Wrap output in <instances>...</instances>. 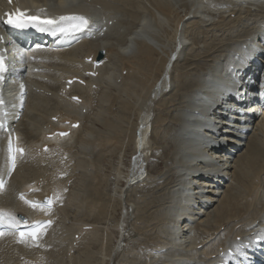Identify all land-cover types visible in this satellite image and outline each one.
<instances>
[{
    "label": "bare ground",
    "instance_id": "obj_1",
    "mask_svg": "<svg viewBox=\"0 0 264 264\" xmlns=\"http://www.w3.org/2000/svg\"><path fill=\"white\" fill-rule=\"evenodd\" d=\"M42 1L45 4H49L50 0H42ZM52 1L60 8L72 6V4H75L76 1L83 3L85 7H83L82 9L86 10V13L91 15V18H92L91 20L93 21V26L95 27L103 28L104 25H102V23L103 21H106V20L107 21L110 20L111 23L114 20H116V18H119V20L121 18L126 20V21H123L122 19V21L125 23H121L117 29L115 28L113 30L111 26L112 28L111 34L104 31L103 36L99 38L91 39L89 41L81 42L68 50H64L60 52H38L35 54H31L34 56L35 59H40L39 62L35 61L34 63L31 64V66H29V62L27 60H24L23 62V64L27 68L26 72L24 73L23 79L28 85L32 86L33 83H36L37 80L46 79L47 81H50L49 83L52 84L53 90H56V92H54V96H58L59 93L57 92V89L60 86V82L62 81V78L71 77V76H65V74H75V73H80L84 71L85 67L91 66V64H86L85 62H83L84 58L92 57L93 58L92 60H95V55L98 51H103L105 53L106 59L104 60V62H102V66L99 68L100 73L97 79L90 80L87 83V86L85 87L72 84L69 90L65 92V95L68 93L69 95H78L82 99V103L76 104V103L71 102V104L66 106V108L60 110L59 112L51 116V117H57V119L59 120L58 124H55L56 122H53V121L52 123L51 121H49L48 123V125H52V127L54 128H68V127L62 126L63 121H68L70 124L75 123V122H80V126L72 129L71 134L64 140L67 139L66 144H69L68 141L72 139L74 140L77 139V142L78 141L80 142L79 143L80 147L83 149H88V147L90 146L91 147L90 152L95 154V159L93 161H89V160L87 161L84 158V159H81L78 162V164L80 165L83 164V165L90 167L94 163L98 161H102V158L105 157L107 153H112L113 151V154H114L115 152L114 149L117 146H119L118 148L121 147L122 149L124 145L126 146V143L131 142L132 155L129 157V160L127 161L129 162L128 163L129 166L127 169V173H125V176H126L125 180L128 184L126 186H129L130 190H132L131 185H133L135 181L133 179H136L140 173L144 172V163L146 162V158L149 155L148 152H147L148 153L147 155V153H145L144 151V149L147 148L148 146V142H150L149 138L147 137L148 130L151 129V131H153L156 136L161 135L159 137H162V136L166 137L168 135V138L170 139L173 145L171 150H169V153H167V155L170 154L171 155L170 159L174 160V164L171 166V169H173V172H175V174L177 175V178L175 179L171 187L167 186L169 188L167 190L168 191L167 195H168L169 200H167V202L164 201L166 202V204L164 203L165 206L164 204L159 203L160 202L159 200H157L158 204L156 203L154 205L153 202L149 203L147 202V200L146 201L145 199L143 200L142 199L143 197H142L141 198L142 200L138 199L139 205H137L136 207L133 199H132L133 201L132 202L131 198L129 199L128 197L127 190H125L123 193V197L124 199L126 198L125 199L126 201L123 202L121 198V194H120V198H118V201H121L119 205H120V211L122 213L121 217H123L121 221L122 220L124 221L123 230L126 229V225L128 226V223H129L130 230L133 229L135 230L136 233L138 231V233L142 236L143 234H146L148 236L153 235V237L151 238L158 239L155 247H152L151 252H149L151 255V259L155 256L159 257L162 255H165V256H168V260L164 258L166 261H169L168 263L166 262L167 264H178V263L183 264V263H186L185 260L192 259V256H191L192 253L193 254L199 253L197 261L195 262L190 261V263H187V264H214V259H211V256L213 255L217 256L218 254H220V252L226 248L227 242H230V243L233 242V240L236 239L237 236L246 237L250 235L251 232L257 230L258 227L264 229V101L259 100V99L255 101V105H256V110L260 111L259 113L260 119L259 120L257 119V121L256 119L254 120V118H256L255 116L258 115L255 113V110H254L252 115L248 117L247 122L245 123L246 124L245 127L248 128V132L246 134L242 135L240 133H234V134L227 135V137L230 139V140H227V142L237 148L234 150L233 155L229 154L225 158L226 167L228 168V170L224 172L223 169L219 168L214 171L215 169L214 166H212L211 164H207V171L211 173L209 175L208 180H204V181L198 180L196 182L197 184H201L203 186L205 185L206 188L208 189V191L205 192V196L209 199L207 208L212 207L213 209L212 215L206 213L207 216L205 218L199 217L198 222H196L195 216L199 215L200 212L196 211L194 215H192V213L194 212V209L184 206L188 204V201H185L188 198L187 196H185L186 188H189L190 190L195 189V186L191 185L192 184L191 181L193 180L196 181L198 179L199 173L196 172V170L199 169L201 166H203L205 160H207L208 157L213 156L210 152L211 149H207L206 151H201V147H200L201 140L198 138L200 133L194 130V126L198 125V123L200 124V122L202 121H197V123L193 121L199 120L196 118V114L198 115V112L201 111L203 103L207 100V96H215V93H213L212 91L218 83L217 78L219 75L218 74L216 75V72L219 73L220 68L225 70L224 67L226 66H228L227 69H229L230 66L235 67V64L241 59L247 58L248 60H250V56H251L250 54L252 55L256 54V56L259 57L263 61L261 66H264V53L260 50V48H264V14H263L264 13V0L235 1L233 5L234 8H236L235 6H237L238 9L240 10L244 6L253 7V5H255V6H258V8H260L258 10L262 11V14H263V15L261 14L262 17L258 18L260 14H257L255 11H253L254 9H251V11L256 13L254 14V18L253 19L250 18V21L248 22V23H251L252 25L250 24L248 29L247 30L245 29L244 33L240 35V37L238 38V39L240 38H244V39H240V40L235 39L236 41L233 40L234 36L232 35L222 36V35H225L224 33L227 30L226 26L230 25L229 22L232 20L230 19L229 21L228 20L229 18L227 19L228 16L227 17L225 16L226 14L225 10L223 11L221 10L222 12L218 13L220 15L216 16L215 11H214L215 7L211 6V4H213L211 3V1L213 0H52ZM219 1L221 3V0ZM219 1H217L216 3H218ZM229 4L227 5L229 6ZM90 5L92 6V8L87 7ZM222 6L223 5H221V7ZM216 7H219V6L217 5ZM250 8L251 7L246 8V10L250 12ZM215 10L217 11V9ZM181 11L186 12L184 16H182ZM229 11L230 10H228V12ZM243 21H246V20H243ZM243 21L241 20V22ZM162 25H165L168 28L169 33H168V36H166V38L159 39L161 37H158V35L160 36L161 34H155L156 32H154L155 30H153V28L154 26H156L157 28H160L159 26H161L162 28ZM106 26H108V24H106ZM123 27L127 28L126 32L122 30ZM157 28H156V31H159ZM228 33L229 32H227V34ZM138 36H140L139 39H138ZM203 36L205 39L203 38ZM201 37L203 39H201ZM246 41H249V43H247ZM253 47H257L256 53L252 52V50H255ZM182 55L185 56L184 62L181 61ZM112 65L114 67V70H113L114 74L120 71V74L122 76L121 79H123L124 81H122L121 87L120 86L118 87V90H119L118 92H120L118 93V96L115 95V93L109 92L111 90L107 87L109 90L108 92L111 94H107L106 96H104V98L102 97L103 99L101 100L99 106L106 103L107 109H104L101 107L102 110L103 111L108 110L110 111V114H112L113 106L114 105L116 106V104H118L117 110L119 111V113H116V111L113 113L114 114L113 117L116 120L117 119L122 120L124 118H127L126 115L129 116L131 115L132 112H135L136 121H135V125L133 124L134 127H132L133 128L132 132H130L132 128L130 130L127 128V131L129 130L128 132L131 133L129 135L127 134V131H125L126 127L121 128L122 126L120 127L118 125L119 123L118 124L115 123L113 118L108 119L107 117V119L105 118L103 121H101L100 119L92 118L90 116L92 118L90 120L88 116L87 115L84 116L82 112L81 113L76 112L78 109L79 111L85 109V106L88 103L92 102L93 98H91V90L93 89L91 87V83L94 82L97 85L99 83L101 84V78L103 79L104 75L107 76L108 74H110V72L112 71V68H111V71L109 70L110 72H104L103 70L108 71V69ZM248 65L254 68V63L251 60L250 62L246 63L244 66H248ZM34 67L41 69L42 73H31V70ZM260 71L261 70H259V72L256 74H251V78H255V79L260 78V74H261ZM46 73L50 75L49 77L52 76L53 78H49L48 76H46ZM102 74L103 76L101 77ZM262 76L264 78V73ZM188 78L192 79V82H189L187 84L186 80ZM105 83H106V86L110 85V83L109 85L107 82ZM137 86H141V89L145 91L146 97L151 98V104L147 108L145 106L144 109L143 108L138 109L137 107H140L141 105H137L135 106L136 107L135 109L134 105L137 104L136 103L137 100L135 101V104H132V101L129 100L128 96L124 98V96L121 95L122 93L124 94L126 93V95L130 94L132 97L133 96L132 92L133 93L137 92L135 90ZM263 86H264V83H263ZM184 89H185V92H181V90L184 91ZM134 90L136 92H134ZM143 95L144 94L142 93L141 97H143ZM246 96H247V90L245 93V97ZM143 98H142V102L143 100L145 101L146 99L150 100V98H145V99ZM149 100L148 102H150ZM25 102H24V106L22 109L24 113L21 112L22 114H20V118L16 122V128L19 131V133L23 130L21 126L24 123H26L27 116L35 114L34 112L35 102L33 100H29L26 103ZM88 107L89 106H87V108ZM9 108L11 110L15 109L16 108L15 103H12V105L9 106ZM249 110L250 109L245 108V112L247 116L249 114ZM109 117H112V116L110 115ZM88 121L91 122V125H93L92 127L91 126L88 127L87 125ZM137 121L144 124L143 129L140 131L139 137L135 133V130L138 128V125H139V122L137 124ZM99 123H101L108 131L107 132L106 131L105 132L96 131V134L92 137V139L86 140L85 136L89 135L90 133L93 134L92 133V130L94 129L93 127H96V125ZM168 124L169 125L171 124V126L174 125L173 126L174 128L171 127L170 128L171 131H170L168 129L170 126H168L167 130H169L170 132H167L166 134H164V132L167 131L165 127ZM203 125H206V124L204 123ZM148 126L150 127V129H148ZM159 127H161L164 131L163 130L158 131L157 129ZM209 128H211L210 125H209ZM238 130L239 128L236 131L238 132ZM30 134H33V129L30 130L29 128L25 135L26 136L25 141L23 142L21 141L20 143L23 144L24 142H26L30 144L34 140ZM44 135L45 133H43L41 136L39 135L36 139V140L39 139L38 147H41L45 143L50 144V147L48 148L46 152L39 154L43 158L53 155L55 152H57V149L55 146L57 145V143H59L55 139H50V140L45 139ZM1 140H2V136H0V141ZM88 143L91 145H87ZM69 149L63 146L64 152H69L68 151ZM116 150H119V149H116ZM138 153L141 155V157H139ZM71 156L73 157V154ZM42 157H37V158L41 159ZM0 159L2 161L4 160V152L1 151V149H0ZM27 169H28V164H26V162L23 161V159L20 160L16 171L14 172V174L12 175L9 181L7 191L5 192H7V194L13 193L12 181L18 178L20 182L19 189H22L24 191H27L29 189V185L30 187L34 188L36 185L35 182L38 183V180L41 179L42 182L39 183L40 184L39 190L36 191L34 194L37 195L38 198L42 199V198H46L50 193H53L54 195L53 203L54 205H56V207H54V209L52 210H42L40 208L30 207L26 205L25 203L19 201L18 199H15L12 203H10L11 204L10 206L5 205V204L4 205L0 204V210L7 213L8 217L14 222L18 221L16 218L17 213H22L28 219H32V220H37L41 218L44 219L50 216H51L50 218L53 220L52 215L54 214L56 215L58 212L60 213L61 208H62L60 201L61 199L63 200V198L60 199L59 197V191H60L59 183L55 181V179L50 178V177L48 178V180H44L43 178H45V175H40V174L34 178L35 181L33 179H28V177H26L27 173L24 176V172ZM200 171H202V169ZM78 172L79 171L75 173L78 174ZM76 174L73 173V175H76ZM89 176L90 175H88V177ZM143 176L141 175V177H143L142 179L144 180L145 175L143 174ZM123 177H124V174H123ZM225 177L226 178L231 177L232 179L234 178L240 185L236 188L235 185L233 184L234 182L228 183V180H226ZM145 180H149V179H145ZM32 181H34L33 185L30 184ZM74 181H76V179H74ZM90 182L92 186L90 189H88L89 187H87V189L90 190V191L87 190L89 192L87 193L88 196L85 197V194L83 195V193L80 192L82 193L83 198L85 197V199L81 197L85 203L84 205L85 210L83 209L82 210L84 211V215L86 216L90 217V215L92 214L91 218L94 221H96L98 219L100 220V218L104 214L107 215L108 210L106 211L105 206L99 203V201H101L102 192L95 187L102 183L100 177L97 175H93L91 177ZM215 182H218V184H220V186L216 187V189L218 190L217 192H213L209 190V189L215 190L214 189L215 187L213 186ZM72 183H75V182H72ZM91 184H89V186ZM139 184L141 183L139 182ZM241 185H242V188H240ZM63 191L64 189L61 190V195ZM157 191L160 192L159 190ZM15 193L16 191H14V194H13L14 198H15ZM74 193L76 192L74 191ZM134 193L136 194V192ZM164 193H167V192H164ZM148 194H151V193H148ZM138 197H136V199ZM144 198L146 197L144 196ZM196 198L197 197H195V199ZM149 200L151 201V199ZM80 204H83V203H80ZM67 205L71 206L69 203ZM112 207L114 208V206ZM65 209H67V207H65ZM83 217L84 218L80 217L82 220H80V218L78 220L79 222L80 221L81 222L80 223L77 222L78 224H76L78 226V230L74 231L73 229L74 227H73L72 228L73 230L68 232V235H71L72 237L71 239L67 238L68 241L70 240L69 246L67 247V253H69L70 251L68 248L72 246L71 244L75 240L74 239L75 235H80V236L83 235L82 237L88 234L96 235L97 229L94 226H92V224L87 223V221H86L87 223L86 225H91L92 229L85 230V231L81 229L82 225H85L84 224L85 216ZM89 217L87 220H89ZM65 219H68V218H65ZM93 220H90V221L94 223ZM166 220H168L169 223L167 225L166 230H164L162 229V227L165 224ZM194 221H195L196 228H199L198 230L199 232L203 229V231L200 232V234H202L203 236L202 238H206L205 240H196L194 236L193 238L189 236L190 224H192ZM97 222L98 221H96V223ZM71 224L73 223H70V226ZM56 225H53V221H52L51 227L56 226ZM51 227H49L48 229L51 230ZM96 227H97V224H96ZM223 229H227L228 231H230V234L224 236L222 234ZM129 233L131 234L130 231H128L127 233L121 232L120 235L124 237L126 241L127 239H129V235H130ZM138 233L137 235H139ZM63 234H61V236H63ZM162 234L165 235V239L159 240L160 237L163 236ZM120 235H118L119 237L117 236L118 238L117 242L122 241V238L120 237ZM211 236H214L213 239L207 241L208 238H210ZM8 237H10V235L2 236V238L0 239V248L3 247L5 243L9 242ZM59 239H62V238H59ZM58 240L57 239L54 240L52 238V241L55 245L53 246L56 248H59L57 246ZM136 240L137 239H135V243H136ZM138 240L141 241L140 238H138ZM63 243H66L65 240ZM128 243L129 241L127 242V244ZM132 244H133V241H132ZM199 245H200V248H198ZM5 246H8V248H11V251H12L11 254L8 253V255H5V254L2 255L3 256L2 260H5V262L9 259L14 258L15 254L17 256L22 255L23 257L24 256L25 257L34 256V252L32 250L35 244L29 242L28 240L20 241L13 237L12 240ZM132 246L133 245H131L132 249L133 248L135 249L137 247V246L136 247L135 246L132 247ZM54 247H51V248L53 249ZM56 248H54V251L56 250ZM65 248L63 247V249ZM37 249L39 250V247ZM115 249H116V245H112L110 249L111 259L110 257H108L110 259V262H109L110 264L122 263V262L118 263V261L116 260L118 252L116 254L117 250ZM189 250H191L192 253L187 252ZM133 252H137V251H133ZM110 253L109 251L107 252V254H110ZM164 253H167V254H164ZM189 255L191 258L189 257ZM186 256H188L190 259ZM99 257L100 256H98V258ZM52 258L54 257L52 256ZM74 258L72 257L71 260ZM46 259H47V256H46ZM134 259H133V263L135 261ZM122 261H125V260H122ZM149 261L150 260L146 261V263L144 264H148ZM252 262H253L252 264H260V252H258L256 255L253 256ZM133 263L130 262L129 264H133ZM27 264H30V263L27 262Z\"/></svg>",
    "mask_w": 264,
    "mask_h": 264
},
{
    "label": "rangeland",
    "instance_id": "obj_2",
    "mask_svg": "<svg viewBox=\"0 0 264 264\" xmlns=\"http://www.w3.org/2000/svg\"><path fill=\"white\" fill-rule=\"evenodd\" d=\"M215 1V2H214ZM217 1H219V0H213V1H211V3H213V4H211V6L212 7H215L214 8V11H215V14H216V16L218 15H220V14H218V13H221L223 10H225V12H226V14H225V12H224V14H225V16L227 17V19L230 21V19L232 20V21H230L229 22V24L230 25H227L225 28L227 29L226 31H225V35H222V36H230V35H232V36H234L233 37V40H240V39H244V38H240V39H238L239 37H240V35H242L243 33H244V31H245V29L247 30L248 29V27L250 26V24L251 23H248L249 21H250V18L251 19H253L254 18V14H260V16H258V18H260V17H262V15L264 14H262V11H260V10H258V9H260V8H258V6H255V5H253V7L252 6H244V7H242L240 10L238 9V7L237 6H235L236 8H234V3H235V1H238V0H232V1H230V0H221V3H220V1L218 2V3H216ZM226 1V2H225ZM223 2V3H222ZM228 2V3H227ZM216 3V4H215ZM225 3V4H224ZM229 3H233L232 4V6H231V4H229ZM227 4H229V6L231 7H229ZM214 5H218L219 7H221V5H223L221 8H219V7H216V6H214ZM228 6V7H227ZM249 8V7H251L250 8V12H251V14H250V12H248L247 10H246V8ZM255 7V8H254ZM240 8V7H239ZM215 9H217V11L215 10ZM251 9H254L253 11H255V12H253V11H251ZM222 10V11H221ZM228 10H230L229 12H228ZM237 10H238V12H237ZM247 12H246V11ZM220 11V12H219ZM257 11H259V12H257ZM182 13V16H184L185 15V13L186 12H184V11H181ZM237 12V13H236ZM244 12V13H243ZM188 13V12H187ZM229 14V15H228ZM232 14V15H231ZM262 14V15H261ZM236 15V16H235ZM243 15V16H242ZM246 15V16H245ZM238 16V17H237ZM233 17V18H232ZM121 18V17H120ZM237 18V19H236ZM246 18V19H245ZM122 19L123 18H121L120 20H119V18H116V20H114L112 23H111V25L110 26H106V24H108L109 22H111L110 20H106L105 21V25L103 26V27H106V29L104 30V31H106V32H108V33H110L111 34V31H112V28H113V30L116 28H118V26L121 24V23H125V22H123V21H126L125 19H123V21H122ZM236 19V20H235ZM235 20V21H234ZM241 20L243 21V20H246V21H243V22H241ZM117 22V23H116ZM231 22H233V23H231ZM237 22V23H236ZM260 22V21H259ZM248 23V24H247ZM114 24V25H113ZM232 24V25H231ZM233 24H234V26H233ZM236 24V25H235ZM243 24V25H242ZM237 25H239V26H237ZM248 25V26H247ZM252 25V24H251ZM111 26H112V28H111ZM165 25H162V28L164 27ZM229 26V27H228ZM236 26V27H235ZM157 27H158V25H157ZM156 26H154V28H153V30H155L154 32H156L155 34H161L160 36L158 35V37H161V38H159V39H164V38H166V36H168V33H169V31H168V28L166 27V29H165V27L162 29L161 28V26H159L160 28H157ZM243 27V28H242ZM156 28L159 30V31H156ZM237 28H239V29H237ZM125 29V30H124ZM165 29V30H164ZM228 29H230L231 30V32H230V30H228ZM244 29V30H243ZM122 30L123 31H127V28L126 27H123L122 28ZM121 30V31H122ZM165 31V32H164ZM234 31V32H233ZM159 32V33H158ZM227 32H229L228 34H227ZM232 32H233V34H232ZM237 34V35H236ZM239 34V35H238ZM113 35V34H112ZM205 37H206V35H205ZM203 38H204V36H203ZM202 37H201V39H203ZM205 39V38H204ZM235 40V41H236ZM239 53H240V51H239ZM182 59H181V61H185V56L184 55H182V57H181ZM235 58H237V57H235ZM235 58H234V60H235ZM111 68H112V71H111ZM111 72H110V71ZM114 67H113V65L108 69V71L107 70H103L104 72H110V74H108L107 76H103V74L101 75V77L103 76V79L101 78V84L99 83L98 85L96 84V83H91V87H92V89L93 90H91V98H93L92 99V102L91 103H88L86 106H85V113L83 114L84 116H88V118L91 120L92 118H97V119H100L101 121H103L105 118L107 119V117H108V119L109 118H113V120L115 121V123H119L118 125L121 127V128H125L124 130L125 131H127V128L130 130L132 127H134V125H135V121H136V119H135V117H136V115H135V112H132L131 113V115H126V117L127 118H124V119H115L114 117H113V113L116 111V113H119V111L117 110V107H118V104H116V106L114 105L113 106V109H112V111H113V113L112 114H110V111H103L102 110V108H104V109H107L106 107V103H104L103 105H101V106H99V104H100V102H101V100L104 98V96H106L107 94H111V93H115V95H117L118 96V93H120V92H118L119 90H118V87L120 86L121 87V84H122V81H124L123 79H121L122 78V76H121V74H120V71H118V72H116V74H114ZM125 73V72H124ZM123 73V74H124ZM114 74V75H113ZM110 75V76H109ZM46 76H50V75H48L47 73H46ZM115 76H116V78H115ZM119 76H121V77H119ZM99 77V76H98ZM111 77H113V78H111ZM49 78H53L52 76L51 77H49ZM104 78H105V80H104ZM120 78V79H119ZM106 80H108V81H106ZM190 80V81H189ZM60 81V80H59ZM110 81V82H109ZM188 81V82H187ZM50 81H44V80H37L36 81V84H34L33 83V85L32 86H30V85H28V87H32V88H34L35 90H38V92L37 93H39V95H37V94H29V96L27 95V97H26V102H28L29 100H33L34 102H35V110H34V112H35V114H33V115H30V116H27V119H26V123H24L21 127L23 128V130L21 131L22 132V134H21V132L19 133V136L21 137V141L23 142V141H25V139H26V132H27V130L30 128V130L31 129H33V134H30L31 136H32V138L34 139L30 144L29 143H26V142H24L23 144L25 145V147H26V149H27V152H26V154L24 155V156H22V157H18V160H17V163H16V166H15V168H14V171H13V173L12 174H7V173H5L4 172V170H3V167H2V160L0 159V172H4V174L6 175V177L8 178V182H7V187H8V184H9V181H10V179H11V177H12V175L14 174V172L16 171V169H17V166H18V164H19V161L20 160H22L23 159V161H25L26 162V164H28V169L24 172V176H25V174H26V177H28V179H30V178H32V177H36L37 175H45V178H43L44 180H48V178L50 177V178H53V179H55V181H57L58 183L61 181V177L63 176V175H61L60 173H55V172H53V173H51V174H49V173H47L49 170H44V168H42L41 166H42V164L43 163H46V164H53V159L51 160V159H46L47 157H51L52 155H50V156H47V157H45V158H43L42 156H40L39 154L38 155H36L35 154V152H34V150H33V148H37L38 147V145H39V139L38 140H36L37 139V137L40 135H42L43 133H45V131L43 130V128L44 127H48L49 125H48V123H49V121H50V117L53 115V114H55V113H57V112H59L60 110H62V109H64V108H66V106H68V105H70L71 104V102L69 101V98L67 97V96H65V95H62L61 93H59V95L58 96H54V92H56V90H53V88H52V84L51 83H49ZM105 82H107L108 83V85H109V83H110V85L109 86H106V83ZM116 82V83H115ZM118 82V83H117ZM121 82V83H120ZM189 82H192V79H190V78H188L187 80H186V83L188 84ZM105 84V86H104V84ZM113 83V84H112ZM42 84V85H41ZM112 84V85H111ZM120 84V85H119ZM99 85H100V87H99ZM114 85V86H113ZM93 86H95V87H93ZM106 87V88H104V87ZM116 86V87H115ZM111 90V91H109L108 90V88ZM111 87V88H110ZM113 88V89H112ZM39 89H44L46 92H49V94H45L44 92L43 93H40V91H39ZM139 89V90H138ZM105 90V91H104ZM107 90V91H106ZM137 92H136V91ZM135 90H134V92H136V93H133L132 92V97H131V95L129 94V95H126V93L124 94V93H122L121 95L122 96H124V98L126 97V96H128V98H129V100L130 101H132V104H135V101H136V103L137 104H135L134 105V107L135 106H137V105H141L140 107H137L138 109H140V108H145V106H146V108L151 104V98L150 97H146V95H145V91L143 90V89H141V86H137L136 88H135ZM104 91V92H103ZM111 92V93H109V92ZM36 92V91H35ZM181 92H185V89H184V91H182L181 90ZM106 93V94H105ZM142 93L144 94L143 95V97H141V95H142ZM100 94V95H99ZM136 94V95H135ZM141 94V95H140ZM48 95H50V96H48ZM140 95V96H139ZM130 96V97H129ZM103 97V98H102ZM134 97V98H133ZM137 97V98H136ZM132 98V99H131ZM141 98V99H140ZM142 98L143 99H145V98H150V100L149 99H146L147 100V102H146V100L144 101L143 100V102H142ZM135 99V100H134ZM148 100L150 101V102H148ZM99 101V102H98ZM141 101V102H140ZM25 102V103H26ZM139 102V103H138ZM141 103V104H140ZM144 103V104H143ZM144 106H143V105ZM146 104V105H145ZM87 106H89L88 108H87ZM97 106V107H96ZM105 106V107H104ZM102 107V108H101ZM91 109V110H90ZM95 109V110H94ZM135 109H136V107H135ZM88 110V111H87ZM147 110V109H146ZM96 113H95V112ZM103 111V112H102ZM77 113H79V111L77 110L76 111ZM90 112V113H89ZM108 112V113H107ZM22 113H24V111H22ZM21 113V114H22ZM106 113V114H105ZM108 114V115H107ZM104 117H103V116ZM112 116V117H109V116ZM151 115V114H150ZM92 118H91V117ZM256 118H254V120L256 119V121H257V119L259 120L260 119V116H258V115H256L255 116ZM258 117V118H257ZM126 119H128V120H126ZM131 119V120H130ZM133 119V120H132ZM125 120V121H124ZM138 122L139 121H137V124H138ZM134 124V125H133ZM87 125H88V127H92L93 125H91V122L90 121H88L87 122ZM173 125V124H172ZM168 126H170L169 128H168ZM174 126V125H173ZM173 126H171V124L169 125H167L165 128H166V130H167V128L170 130V128L172 127V128H174ZM18 127V126H17ZM118 127V126H117ZM143 127H144V124L143 123H141V122H139V125H138V128L135 130V133L138 135V137L140 136V131L143 129ZM176 127V126H175ZM94 129L92 130V133L93 134H89V135H87V136H85V138H86V140H90V139H92V137L96 134V131H100V132H107L108 130L101 124V123H99V124H97L96 125V127H93ZM106 130H105V129ZM97 129V130H96ZM148 129H150V127L148 126ZM176 129V128H175ZM25 130H26V132H25ZM103 130V131H102ZM128 130V131H129ZM132 130H133V128L130 130V132H132ZM158 131L160 130V131H162L163 129L161 128V127H159L158 129H157ZM169 130H167V131H165L164 132V134H166L167 132H170ZM127 131V134L129 135V134H131L130 132H128ZM164 131V130H163ZM103 134V133H102ZM107 134V133H106ZM159 136H161V135H159ZM158 135L156 136L155 135V133L153 132V131H151V129L150 130H148V133H147V137L149 138V141L150 142H148V146H147V148H145L144 149V151H145V153H149V155H148V153H147V155L149 156H147V158H146V162L144 163V172H142V173H140L139 175H138V177L136 178V179H133V180H135L134 181V184L133 185H131L132 187V190H130V187L129 186H126V185H128L127 184V182H126V180H125V173H127V169H128V163L129 162H127L128 160H129V157L132 155V152H131V149H132V144H131V142L130 143H126V146L124 145L123 147H122V149H121V147L120 148H118L119 146H117L115 149H114V154H115V156H114V154H113V151H112V153H107L106 154V156L105 157H103L102 158V161H98V162H96V163H94L92 166H86V165H83V164H78V162L81 160V159H84L85 158V160H89V161H93L94 159H95V154L94 153H92V152H90V150H91V147L89 146L88 147V149H83V148H81L80 147V142L78 141L77 142V139L76 140H74V139H72V140H70V141H68V143L69 144H66V142H64L62 145H60V146H64V147H66V148H70L68 151L69 152H66V156H64V158L63 159H61V160H58L57 161V164H59V166H61L64 170H69L68 172H69V175H68V180H71V181H69L68 183H67V177L66 178H64L63 177V179H62V181L64 182V183H67V186H66V188L64 189V193L62 194V197L61 198H63V200L61 199V201H60V203H61V206H62V208H61V214L58 212L57 214H56V222H55V224L54 225H56V226H52L51 227V230L50 229H48V231L49 232H47L45 235H44V237L42 238V240H41V242H40V244H35V246L33 247V252H34V256H35V258L36 259H34L33 261L34 262H37L36 264H110L109 262H110V259H111V253H110V249H111V247H112V245H116V249L115 250H117L116 251V254H117V252H118V255H117V261H118V263L119 262H122L123 264H129L130 262H132L133 263V259L135 260L134 261V263L133 264H144V263H146V261H148V260H150L149 262H148V264H154V262H155V264H167L169 261H166V260H168V256H165V255H162V256H155V257H153L152 259H151V255H150V253L149 252H151V250H152V247H155V245L157 244V241H158V239H153V238H151V237H153V235H150V236H148V235H146V234H143V236L142 235H140L139 233H138V231H137V229H136V231H137V233L139 234V235H137V233L135 232V230H133V229H131L130 230V226H129V223H128V226L126 225V229L125 230H123L124 229V227H123V224H124V221L122 220L121 221V219H123V217H121V215H122V213H121V211H120V202L121 201H118V198H120V194H121V198H122V200H123V202H125L126 200V198L124 199V197H123V193H124V191L125 190H127V192H128V197H129V199L131 198V201H132V199H133V201H134V203H135V206L137 207V205H139L138 203H139V200H144L145 199V201L147 200V202H153L154 203V205L157 203L158 204V202H157V200H159L160 202L159 203H162V204H166V202H167V200H169L168 199V187L167 186H169V187H171V185L174 183V181H175V179L177 178V175L175 174V172H173V169H171V166L174 164V160L173 159H170V154H168L167 155V153H169V150H171V148H172V142L170 141V139L168 138V135L166 136V137H159ZM91 137V138H90ZM64 140V139H63ZM67 140V139H66ZM66 140H64V141H66ZM62 141V140H61ZM88 142V141H87ZM58 144V143H57ZM79 144V145H78ZM130 144H131V146H130ZM69 145V146H68ZM73 145V146H72ZM77 145V146H76ZM87 145H91V144H87ZM150 145V146H149ZM77 148V150H76V148ZM148 147H149V149H148ZM124 148H125V150H124ZM127 148V149H126ZM75 149V150H74ZM116 149H119V150H116ZM129 149V150H128ZM73 150H74V152H73ZM82 152H81V151ZM83 150H84V152H83ZM86 150V151H85ZM121 150V151H120ZM124 150V151H123ZM72 151V152H71ZM80 151V152H79ZM130 151V152H129ZM58 152V151H57ZM57 152H55V153H57ZM79 152V153H78ZM152 153V154H151ZM73 154V157L71 156ZM76 156H75V155ZM111 154V155H110ZM91 155V156H90ZM113 155V156H112ZM126 155V156H125ZM138 155H139V157H141V155L138 153ZM79 156V157H78ZM84 156V157H83ZM94 158H93V157ZM111 156V157H110ZM173 156V155H172ZM37 157H42L41 159H38ZM118 157V158H117ZM54 159H56V158H54ZM106 159V160H105ZM118 159V160H117ZM126 161H125V160ZM77 160V161H76ZM116 160V161H115ZM122 160H124V161H122ZM44 161V162H43ZM76 163H75V162ZM100 162V163H99ZM121 162V163H120ZM119 163V164H118ZM97 165V166H96ZM100 165V166H99ZM80 166V167H79ZM94 166V167H93ZM35 167V168H34ZM79 167V168H78ZM89 167V168H88ZM75 168V169H74ZM93 168V169H92ZM95 168H97V169H95ZM98 168H99V170H98ZM117 168V169H116ZM170 168V169H169ZM34 169H35V171H34ZM45 169H48V167L47 166H45ZM74 169V170H73ZM77 169V170H76ZM95 169V170H94ZM103 169V170H102ZM167 169H169V170H167ZM86 170H87V172H86ZM91 170V171H90ZM97 170V171H96ZM102 170V171H101ZM29 171V172H28ZM73 171V172H72ZM77 171H79L78 172V174H76L77 173ZM82 171V172H81ZM99 171V172H98ZM115 171V172H114ZM119 171H121V172H119ZM76 172V173H75ZM93 172V173H92ZM101 172H103V173H101ZM118 172V173H117ZM30 173V174H29ZM73 173L74 174H76V175H73ZM89 173V174H88ZM92 175H91V174ZM95 173V174H94ZM96 173H98V174H96ZM100 174V175H99ZM118 174V175H117ZM123 174H124V177H123ZM143 174L145 175V179H149V180H143L142 178L144 177L143 176ZM149 176H148V175ZM88 175H90L89 177H88ZM93 175H97V176H99L100 177V179H101V184L100 185H97V186H95L98 190H100L101 192H102V196H101V201H99V203L100 204H102L103 206H105V209H106V211L108 212H106L107 213V215H103L101 218H100V220L98 219V220H96V221H98L97 223H96V221H94L92 218H91V215H90V217L89 216H86V215H84V211L83 210H85V203H84V201H83V199H85V197L86 196H88V194L87 193H89L88 191H90V190H88V189H90L91 188V186H92V184H91V182H90V180H91V177L93 176ZM105 175V176H104ZM114 175V176H113ZM141 175L143 176V177H141ZM113 176V177H112ZM75 177V178H74ZM76 177H78V178H76ZM86 179H85V178ZM147 177V178H146ZM149 177V178H148ZM60 178V179H59ZM110 178V179H109ZM117 178V179H116ZM231 177H229V179H230ZM74 179H76V181H74ZM78 179V180H77ZM234 179V178H233ZM233 179L231 178L230 179V181H228V183L229 182H231V183H233L234 185H235V187L237 188L240 184L234 179V181H233ZM66 180V181H65ZM88 180V181H87ZM106 180V181H105ZM114 180V181H113ZM35 181V180H34ZM34 181H32V182H34ZM142 181V182H141ZM151 183H150V182ZM72 182H75V183H77V184H75V183H72ZM136 182H138V183H136ZM139 182L141 183V184H139ZM144 182V183H143ZM146 182V183H145ZM16 184H18L19 186H20V182H19V178L18 179H16V180H14V181H12V188H13V193H10V194H7V192H5V191H7V187H6V190H4L3 192H2V194L0 193V198H6L8 201H10V203H12L16 198H14V191L16 190L14 187H16V186H13V185H16ZM89 184H91L90 186H89ZM94 184V183H93ZM139 184V185H138ZM238 184V185H237ZM102 185V186H101ZM110 185V186H109ZM142 185V186H141ZM85 186V187H84ZM99 186V187H98ZM140 186V187H139ZM72 187V188H71ZM87 187H89L88 189H87ZM104 188V189H103ZM112 188V189H111ZM115 188V189H114ZM124 188H126V189H124ZM167 188V189H166ZM240 188H242V185L240 186ZM72 189V190H71ZM82 189V190H81ZM103 189V190H102ZM136 190V191H134V190ZM88 190V191H87ZM107 190V191H106ZM157 190H159L160 192H158ZM71 191H73V192H71ZM74 191L76 192V193H74ZM79 191V192H78ZM86 191V192H85ZM104 191H105V193H104ZM132 191V192H131ZM147 191V192H146ZM5 192V193H4ZM80 192H82L83 193V195L85 194V197L83 198V195H82V193H80ZM134 192H136V194L134 193ZM138 192V193H137ZM157 192V193H156ZM164 192H167V193H164ZM72 193V194H71ZM79 193V194H78ZM145 193V194H144ZM148 193H151V194H148ZM73 194H74V196H73ZM105 194V195H104ZM109 194V195H108ZM131 194V195H130ZM134 194V195H133ZM160 194V195H159ZM164 194H166V195H164ZM77 197H76V196ZM80 195H82V196H80ZM146 197V198H144V196ZM146 195H148V196H146ZM153 195V196H152ZM157 195V196H156ZM73 196V197H72ZM112 196V197H111ZM133 196V197H132ZM139 196V197H138ZM160 196V197H159ZM79 197V198H78ZM83 199H82V198ZM136 197H138L137 199H136ZM143 197V198H142ZM154 197V198H153ZM72 198V199H71ZM105 198V199H104ZM142 198V199H141ZM148 198V199H147ZM71 199V200H70ZM79 201H78V200ZM81 199V200H80ZM139 199V200H138ZM149 199H151V201L149 200ZM68 200V201H67ZM81 201V202H80ZM107 201V202H106ZM132 201V202H133ZM164 201H166V202H164ZM63 202V203H62ZM114 202V203H113ZM70 204L71 206H69V205H67V204ZM78 203V204H77ZM80 203H83V204H80ZM148 203V204H149ZM74 204V205H73ZM76 204V205H75ZM99 204V205H100ZM116 204V205H115ZM165 204H164V206H165ZM80 205H82V206H80ZM76 206V207H75ZM79 206V207H78ZM112 206H114V208L112 207ZM65 207H67V209H65ZM73 207V208H72ZM82 207V208H81ZM77 208V209H76ZM81 208V209H80ZM113 208V209H112ZM83 209V210H82ZM165 209V208H164ZM79 210H80V212H79ZM113 210V211H112ZM73 211H75V212H73ZM200 213H199V215H196L195 216V219H196V222H198V218L200 217V218H205L206 216H207V214H211L212 215V213H213V209H212V207H209V208H206L205 210H202V211H199ZM75 213V214H74ZM79 215H78V214ZM81 213H83V214H81ZM207 213V214H206ZM59 214V215H58ZM71 214V215H70ZM206 214V215H205ZM55 215V214H54ZM66 215V216H65ZM68 215H70V216H68ZM203 215V216H202ZM68 216V217H67ZM76 216V217H75ZM79 216V217H78ZM83 216H85V221H84V224H87V223H90V224H92V226H94L96 229H97V232H96V235L94 234V235H91V234H88V235H86V236H84V237H82V236H80V238L78 239V240H74L73 241V245L75 244V243H77L76 244V246H73L72 244V246L71 247H69L68 249L70 250L69 251V253H67V247L69 246V241H68V239H71V235H68V232L69 231H72L73 229H74V231H77L78 230V226L76 225V224H78V223H80L79 222V218L81 217V218H84ZM62 219H61V218ZM75 217V218H74ZM78 217V218H77ZM88 217H89V220H87L88 219ZM110 217V218H109ZM117 217V218H116ZM120 217V218H119ZM65 218H68V219H65ZM80 218V220H82ZM103 218V219H102ZM71 219H73V220H71ZM112 219V220H111ZM90 220H93L94 221V223H92V221H90ZM115 220V221H114ZM76 223H75V222ZM86 221H87V223H86ZM117 221H119V222H117ZM68 222V223H67ZM78 222V223H77ZM70 223H73V224H71V226H70ZM99 223V224H98ZM117 223H118V225H117ZM168 220H166L165 221V224L163 225V227H162V229H164V230H166V228H167V225H168ZM96 224H97V227H96ZM107 224V225H106ZM117 225V226H116ZM71 227V228H69V227ZM77 226V227H76ZM120 226V227H119ZM61 227V228H60ZM64 227H66V228H64ZM74 227V228H73ZM77 229H76V228ZM73 228V229H72ZM103 228H104V230H103ZM120 228V229H119ZM62 229H64V230H62ZM100 229V230H99ZM199 230V228H196V225H195V221L192 223V224H190V229H189V236L190 237H192L193 238V236H194V238L196 239V240H205L206 238H202L203 236H202V234H200V232H202L203 231V229L199 232L198 231ZM64 231V232H63ZM66 231V232H65ZM121 232H128V231H130L131 232V234L129 235V239H127L128 241H129V243L127 244V240L125 241V238L124 237H122L121 235H120V233ZM43 232V231H42ZM51 232V233H50ZM64 233V234H63ZM86 233V232H85ZM103 233V234H102ZM108 233V234H107ZM61 234H63V236H64V238H63V236H61ZM134 234H136V235H134ZM222 234L224 235V236H226V235H228V234H230V231H228L227 229H223L222 230ZM6 235H9V234H3V235H0V239L2 238V236H6ZM57 235V236H56ZM61 237H60V236ZM91 235V236H90ZM109 235V236H108ZM118 235H120V237L122 238V241H118L117 242V236ZM163 235V234H162ZM161 235V236H162ZM11 236V235H10ZM59 236V237H58ZM70 236V237H69ZM133 236H134V238H133ZM139 236V237H138ZM164 236V237H163ZM162 237H160V239L159 240H164L165 239V235H163ZM66 237V238H65ZM119 237V236H118ZM213 237L214 236H211L210 238H208V240L207 241H209V240H211V239H213ZM13 238V237H12ZM12 238L11 237H8V240H9V242L12 240ZM52 238L54 239V240H58L59 238H62V239H59L58 241H57V246L59 247V248H56V247H54L55 245H54V243H53V241H52ZM68 238V239H67ZM97 238V239H96ZM109 238V239H108ZM132 238V239H131ZM138 238H140V240L141 241H139L138 240ZM148 238V239H147ZM67 239V240H66ZM135 239H137L138 240V242H137V240H136V243H135ZM146 239V240H145ZM64 240H65V242L67 243H63L64 242ZM80 240V241H79ZM89 240V241H88ZM148 240V241H147ZM152 240V241H151ZM78 241V242H77ZM91 241V242H90ZM106 241H108V242H106ZM111 241H112V243H111ZM132 241H133V244H132ZM145 241H146V243H145ZM149 241H150V243H149ZM4 242V241H3ZM8 242V243H9ZM62 244H61V243ZM75 242V243H74ZM86 242V243H85ZM110 242V243H109ZM117 242V243H116ZM123 242V243H122ZM141 242V243H140ZM8 243H5V245H7ZM97 243V244H96ZM143 243V244H142ZM61 246H60V245ZM65 244H66V246H65ZM135 244V245H134ZM136 244H138V245H136ZM3 246V247H1L0 248V264H18V263H20V264H25V262H26V259H28V258H31V256H29V257H23L22 255H16L15 254V256H14V258H12V259H9V260H7L6 262H5V260H2V255H8V253L9 254H11L12 253V251H11V248H8V246ZM37 245V246H36ZM54 245V246H53ZM64 245V246H63ZM119 245H121V246H119ZM131 245H133L132 247H136L134 250L131 248ZM41 246V247H40ZM87 246V247H86ZM102 246V247H101ZM107 246V247H106ZM119 246V247H118ZM150 246V247H149ZM39 247V250L37 249ZM51 247H54V248H56V252L54 251V248L52 249ZM61 247V248H60ZM63 247L65 248V249H63ZM109 247H110V249H109ZM147 247V248H146ZM7 248V249H6ZM97 248V249H96ZM99 248V249H98ZM101 248V249H100ZM4 249H6V250H4ZM58 249V250H57ZM104 249V250H103ZM124 249V250H123ZM142 249H143V251H142ZM49 250V251H48ZM61 250V251H60ZM99 250V251H98ZM137 251V252H133V251ZM36 251V252H35ZM58 251V252H57ZM93 251V252H92ZM109 251V253L110 254H107V252ZM145 251V252H144ZM50 252V253H49ZM53 252H54V254H53ZM89 252V253H88ZM187 252H189V253H192L191 252V250H189V251H187ZM37 253V254H36ZM44 253V254H43ZM58 253V254H57ZM133 253H135V254H133ZM138 253V254H137ZM38 256H36V255ZM49 254V255H48ZM52 254V255H51ZM70 254H71V256H70ZM85 254V255H84ZM89 254V255H88ZM105 254V255H104ZM106 254H107V256H106ZM143 254V255H142ZM146 254V255H145ZM164 254H167V253H164ZM97 257H96V256ZM198 255H199V253H196V254H191V256H192V259L191 260H185L186 261V263H183V264H187V263H190V261L191 262H195V261H197L198 260ZM23 258H22V257ZM46 256H47V259H46ZM49 256H50V258H49ZM52 256L54 257V258H52ZM98 256H100L99 258H98ZM131 256V257H130ZM134 256V257H133ZM148 256V257H147ZM17 257V258H16ZM74 258V259H72L71 260V258ZM104 257V258H103ZM108 257H110V259L108 258ZM145 257V258H144ZM186 257H188V256H186ZM189 257H190V255H189ZM188 257V258H189ZM44 258V259H43ZM86 258V259H85ZM91 258V259H90ZM101 258V259H100ZM123 258H125V259H123ZM161 258V259H160ZM166 260H165V259ZM191 258V257H190ZM189 258V259H190ZM25 259V260H24ZM46 259V260H45ZM49 259V260H48ZM88 259V260H87ZM121 261H120V260ZM127 259H128V261H127ZM148 259V260H147ZM156 259V260H155ZM41 262H40V261ZM45 260V261H44ZM122 260H125V261H122ZM132 260V261H131ZM151 260H152V262H151ZM154 260V261H153ZM157 260H158V262H157ZM161 260H163V261H161ZM22 261V262H21ZM42 261H44V262H42ZM72 261V262H71ZM98 261V262H97ZM104 263H103V262ZM130 261V262H129ZM139 261V262H138ZM13 262V263H12ZM31 262V261H30ZM75 262V263H74ZM90 262V263H89ZM125 262V263H124ZM151 262V263H150ZM167 262V263H166ZM122 263H120V264H122ZM27 264V263H26ZM179 264V263H178ZM262 264H264V263H262Z\"/></svg>",
    "mask_w": 264,
    "mask_h": 264
},
{
    "label": "snow or ice",
    "instance_id": "obj_3",
    "mask_svg": "<svg viewBox=\"0 0 264 264\" xmlns=\"http://www.w3.org/2000/svg\"><path fill=\"white\" fill-rule=\"evenodd\" d=\"M11 2V0H10ZM9 18L5 21L7 24L12 25L15 28H25L29 24H32L34 27H38L39 25H46L49 26L47 28L45 27H40V31H51L53 35H56L57 32L63 35H70L74 34L76 32L83 31L88 28L89 26V21L86 17L84 16H67V17H60V20H53V19H48V18H40L37 16H28L27 19H23L22 17L27 16L26 13L18 12V15L16 16V19L11 18V14H8ZM5 71V65L4 61L2 58H0V78H2V73ZM71 83V82H70ZM73 99H76L73 97ZM3 101H0V104H2ZM4 125L0 123V128H3ZM75 127V125H74ZM59 135L64 136L67 135V133H59ZM8 151L10 153V160L12 161V166L14 167L15 164V156L12 155L13 149L11 145V141H9V146H8ZM16 152H20L21 154L23 153V149L17 148L15 150ZM3 188V183L0 182V189ZM21 199H23V196H21ZM27 202V201H26ZM31 204L32 207H37L38 205L34 202H28ZM52 200L51 199H46L44 204L39 205L40 207H44V205H51ZM47 223H51L48 221ZM40 231V226L37 224L34 226L30 231L28 232H20V238L21 241L26 237L30 236L33 240L37 239V233ZM0 235H3V233H0ZM264 238V237H262Z\"/></svg>",
    "mask_w": 264,
    "mask_h": 264
}]
</instances>
